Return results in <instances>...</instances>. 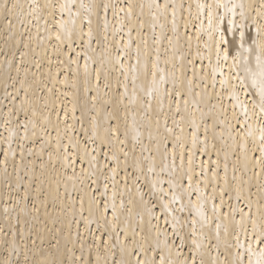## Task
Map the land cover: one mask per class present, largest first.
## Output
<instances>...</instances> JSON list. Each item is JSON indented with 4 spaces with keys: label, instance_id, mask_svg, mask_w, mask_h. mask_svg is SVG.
<instances>
[{
    "label": "bare ground",
    "instance_id": "bare-ground-1",
    "mask_svg": "<svg viewBox=\"0 0 264 264\" xmlns=\"http://www.w3.org/2000/svg\"><path fill=\"white\" fill-rule=\"evenodd\" d=\"M8 3L17 7L0 13V264H79L81 245L93 264L97 255L111 264L125 232L155 242L157 229L161 246L167 233L173 258L178 249L195 250L197 264L232 259L237 236L241 245L251 240L248 214L258 223L264 216V168L254 163L258 153L246 159L244 141L229 136L217 101L238 93L250 116L257 113L249 121L257 129L259 108L251 103L264 86V0ZM231 103L224 94L235 126ZM192 120L201 133L208 124V152L196 157L192 189L187 178L173 187L183 173L179 160L170 171L174 141L165 126L180 135ZM92 196L101 209L108 205L109 221L115 203V230L97 226L95 216L85 229L81 200L86 209Z\"/></svg>",
    "mask_w": 264,
    "mask_h": 264
},
{
    "label": "snow or ice",
    "instance_id": "snow-or-ice-1",
    "mask_svg": "<svg viewBox=\"0 0 264 264\" xmlns=\"http://www.w3.org/2000/svg\"><path fill=\"white\" fill-rule=\"evenodd\" d=\"M17 5L13 3L11 7H9L8 0H4L2 4H0V13H11L13 9H15ZM108 5L104 4L103 8L105 12L108 9ZM264 7V5H262ZM243 36V34H242ZM59 35H57V39H59ZM218 62H219V53L217 54ZM229 58V53H223V59L227 61ZM250 71V70H249ZM215 72L216 69L212 70V87L216 86L215 80ZM223 75V73H221ZM264 75V73H262ZM236 79L240 81L243 85L244 80L239 76V73L236 74ZM191 81L189 84L191 85ZM221 89L224 88L226 83L225 80H221L220 82ZM255 83V82H254ZM234 88V86H231ZM228 95L231 103L232 109V117L235 121V126L233 124L227 123L228 118V109L225 108L223 104V95ZM219 96L217 103L220 106L221 112L223 113L224 119L221 121L228 130L229 136H232L233 139L240 138L244 141L242 146V151L244 152L245 158H248V153H258V159H254V163L260 164L262 168H264V86H262L258 92L259 101L258 103L253 100L251 103V107L253 109L259 108V115L258 119L260 123L257 126V129H253L252 123L249 121L251 120L252 116H256L257 113L253 112L250 116L248 112V105L240 100L238 93L232 91L230 93H224ZM187 104V101H185ZM239 107L242 110L243 118L236 113L235 109ZM177 111H179V105H177ZM215 125H213V131H215ZM258 131V142L256 132ZM165 132L169 134H173V143L170 145L172 150V165L170 171H176L177 165L176 161L179 160V171L183 174L180 175L178 178H175L170 183L173 187H182V181L187 178L188 188L192 189L193 187V173L196 172V157L201 153L207 154L208 152V133H209V126L205 122L203 124V132L201 133V125H198L195 120L191 122L190 131L185 133L184 129H180V135H175L174 130L165 126ZM220 135H224V129L220 130ZM203 137V138H202ZM167 140V136L164 138ZM251 140V144L249 145L248 141ZM179 149V152H177ZM169 152V146L165 145L163 156L166 158ZM107 155V154H105ZM126 155V154H125ZM117 159L116 157H113ZM93 159H95L93 157ZM90 166H92V161H89ZM98 168L99 165H96ZM168 165L165 164L161 171L164 168H167ZM149 171H152L149 168ZM225 184H227V165H225ZM200 175L204 177L205 181H207L208 170L203 166V162L201 161L200 166ZM217 173L213 172L212 176L215 179L217 177ZM116 177V168L113 167L111 169V178L114 180ZM108 177L106 176L105 179ZM93 183H97V188H99V184L96 180ZM104 195L107 193L108 185L107 183L104 184ZM199 185H197L196 191L198 192ZM215 191V189H214ZM221 206L223 204V193L224 189H221ZM115 195V194H114ZM199 198V196H197ZM114 199V196H113ZM173 199L175 200L176 197L174 196ZM217 210V206L213 205V211ZM107 211L108 205L104 204L103 209H101L100 205L97 202L96 196H92L89 199L87 208L85 209L84 202L81 200L80 206V213L82 217H85V212L87 216L85 218L84 227L85 229L88 228V225L93 222V217L95 216V223L97 226H101V223L105 228L111 225L112 229L115 230L117 225L114 222L116 219V205L113 202L112 204V216L113 221H109L107 218ZM149 215L151 212L149 211ZM249 222L251 226V240L247 242L245 245H241L239 243V236H237V243H236V253L232 259H226L224 264H264V216L261 217L260 222L258 223L255 219H252L251 214H248ZM227 219V215L224 217ZM175 227V226H174ZM239 229L247 238L249 235V226L244 222V216H241L239 221ZM227 228H225V235H227ZM159 229H157V238L155 242L152 241L149 235L143 234L141 232V240L137 241L135 239L136 233H133L132 237L127 235L125 232V238L123 242L119 243L118 251L113 253L114 258L111 261V264H197L195 250L193 254L189 256H184L178 249L175 251L173 258V248L170 246L169 241L167 240V233L165 232V240L163 241V246H161V241L159 239ZM219 225H217V239L219 240ZM111 238V237H110ZM116 240L119 242L120 237L119 234L116 236ZM183 243V241H181ZM195 243V242H194ZM196 249H199L200 245L196 244ZM105 249L107 250V245H105ZM243 249V251H241ZM91 250V246H89V251ZM84 246L81 245V256L79 259V264H93L90 258L86 259L83 255ZM229 255L231 256V252L229 251ZM257 257L255 261L253 257ZM71 264H76V259L71 261ZM96 264H99V256L97 255ZM107 264V260L105 261ZM199 264H205L203 259L200 260Z\"/></svg>",
    "mask_w": 264,
    "mask_h": 264
}]
</instances>
